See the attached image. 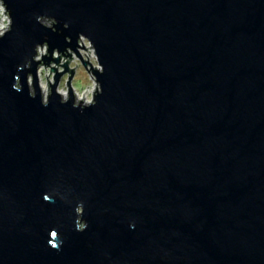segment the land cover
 <instances>
[{"label":"water","instance_id":"95a60500","mask_svg":"<svg viewBox=\"0 0 264 264\" xmlns=\"http://www.w3.org/2000/svg\"><path fill=\"white\" fill-rule=\"evenodd\" d=\"M0 2V264H264V0Z\"/></svg>","mask_w":264,"mask_h":264},{"label":"rangeland","instance_id":"374dc122","mask_svg":"<svg viewBox=\"0 0 264 264\" xmlns=\"http://www.w3.org/2000/svg\"><path fill=\"white\" fill-rule=\"evenodd\" d=\"M0 5L3 8V10H5V7L2 5V2H0ZM5 11H7V10H5ZM4 21L5 22H4L3 26L5 27V29L3 30V32L5 34L6 30H8L10 25H11V20H10L8 13H6ZM51 23H53V20H50V19L46 20L44 22V24L47 26H51L52 25ZM82 41H83L85 48H87L88 50L90 48H92L88 39L83 38ZM83 44L81 42L80 47H82ZM46 49H47V46L40 47L38 49V52H39V57L37 58L38 61L42 59V55H45L48 53V52H46ZM93 50H94V48H93ZM67 51H69V54H71V51L69 48ZM79 52L82 56V59H84L85 61L88 60L92 64L93 68L99 67V62L97 61V56H96V50H95L94 58L91 57L90 50L87 51L84 48L83 49L79 48ZM61 55H62V53L59 54V51L56 50V53L54 54L53 57L58 58V56H61ZM71 58H72V60L69 61L70 63L68 66H69V69L75 68L74 69L75 74L73 75L72 79L70 80V84H71L73 93L76 95L79 94L81 96L86 95L88 97L87 98V100L89 101L88 103H91L94 100V92H95L96 86L98 87V84L96 83L95 77L90 70L91 66L89 64H87V69L89 70V72H88V70L86 69L83 62L76 55V52H72ZM66 61H67V58H64V56H62L59 65L64 64V62H66ZM51 66L52 67L54 66L55 68L58 67V69H57L58 73H61L65 69L63 66L56 65L55 62H52L50 67H48V66L45 67V65L40 66V69L38 71L39 82H40V85L42 86V88H45L44 89L45 95H46L45 101L48 100L49 95L51 93L50 91H48L49 84L47 82V77H49L48 80H49L50 84H53L54 83V75L56 74L54 71H51ZM50 71H51V73H50ZM32 81H33V77L31 76L29 78V84L31 85L32 92H34V87L32 85ZM67 81H69V73L63 72L62 76L59 79V87H58V93L59 94L62 92H65L68 94L69 86L67 84ZM67 99H69V96L65 98V100H67ZM76 100H77V103L80 102V101H78V98Z\"/></svg>","mask_w":264,"mask_h":264},{"label":"bare ground","instance_id":"6f19581e","mask_svg":"<svg viewBox=\"0 0 264 264\" xmlns=\"http://www.w3.org/2000/svg\"><path fill=\"white\" fill-rule=\"evenodd\" d=\"M0 7H1V5H0ZM5 13V10H3V12H0V30H4L5 29V27L3 26L4 25V18H5V15H6V13ZM83 40V39H82ZM90 50V52H91V57H93L94 58V55H95V50H93V48H90L89 49ZM43 90H42V92H43V95L44 96H46L45 95V88H42ZM64 98H66V97H68L69 95L67 94V93H65V92H62V93H60ZM76 95V94H75ZM78 98V101H81V100H84L83 102L85 103H88L89 101L87 100V96L86 95H84V96H81V95H79V94H77L76 95V99Z\"/></svg>","mask_w":264,"mask_h":264},{"label":"clouds","instance_id":"9594fccd","mask_svg":"<svg viewBox=\"0 0 264 264\" xmlns=\"http://www.w3.org/2000/svg\"><path fill=\"white\" fill-rule=\"evenodd\" d=\"M0 12H3V8L0 7ZM4 32L2 30H0V36H3ZM45 199L47 200V197H45ZM77 211H79V208H77ZM78 228L82 229L83 226L82 225H77Z\"/></svg>","mask_w":264,"mask_h":264}]
</instances>
